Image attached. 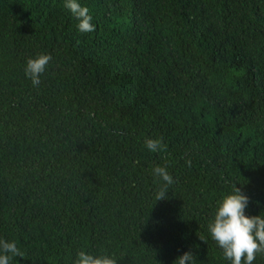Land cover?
<instances>
[{"label": "trees", "instance_id": "1", "mask_svg": "<svg viewBox=\"0 0 264 264\" xmlns=\"http://www.w3.org/2000/svg\"><path fill=\"white\" fill-rule=\"evenodd\" d=\"M0 0V238L10 264H229L208 233L237 183L264 212V0ZM52 59L33 86L25 62ZM147 139L162 147L150 152ZM166 167L174 183L155 201ZM253 264H264L257 254Z\"/></svg>", "mask_w": 264, "mask_h": 264}, {"label": "clouds", "instance_id": "2", "mask_svg": "<svg viewBox=\"0 0 264 264\" xmlns=\"http://www.w3.org/2000/svg\"><path fill=\"white\" fill-rule=\"evenodd\" d=\"M64 7L77 20L78 31L91 33L95 30L89 8L83 6L80 0H64ZM51 59L50 54H38L26 60L24 73L33 86L40 84V77L46 71ZM145 146L150 152H157L162 147V141L147 139ZM152 171L153 175L162 181L155 194V201L165 199L169 186L174 183L173 177L166 167L157 166ZM236 185L237 183L233 184L231 191L225 192L217 201L207 229L211 239L222 250L223 257L229 264H253L257 254H264V212L257 215L246 214L249 197ZM22 256L23 253L14 240L0 238V264H10L13 258ZM117 261L109 254L94 255L81 250L76 254L73 264H117ZM196 261L192 251H185L176 257L173 264H196Z\"/></svg>", "mask_w": 264, "mask_h": 264}]
</instances>
